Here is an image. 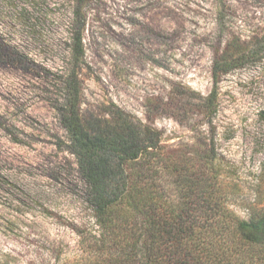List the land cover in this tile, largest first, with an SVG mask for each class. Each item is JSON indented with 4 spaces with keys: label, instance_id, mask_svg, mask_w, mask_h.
<instances>
[{
    "label": "rangeland",
    "instance_id": "obj_1",
    "mask_svg": "<svg viewBox=\"0 0 264 264\" xmlns=\"http://www.w3.org/2000/svg\"><path fill=\"white\" fill-rule=\"evenodd\" d=\"M73 6L0 0V36L29 68L0 62V264H65L88 241L69 228L93 227L62 122L73 66L81 118L212 150L225 213L264 214V0H87L78 67Z\"/></svg>",
    "mask_w": 264,
    "mask_h": 264
},
{
    "label": "trees",
    "instance_id": "obj_2",
    "mask_svg": "<svg viewBox=\"0 0 264 264\" xmlns=\"http://www.w3.org/2000/svg\"><path fill=\"white\" fill-rule=\"evenodd\" d=\"M86 1L73 0L70 56L77 67L84 56ZM0 62L29 69L27 57L1 36ZM73 68L62 122L87 186L93 227L70 224L88 241L65 264H264V214L239 219L225 213L213 151L168 150L152 129L81 118ZM260 119L264 124V113Z\"/></svg>",
    "mask_w": 264,
    "mask_h": 264
}]
</instances>
